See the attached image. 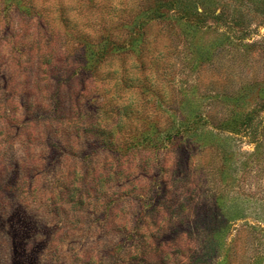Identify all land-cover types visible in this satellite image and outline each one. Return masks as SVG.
I'll return each instance as SVG.
<instances>
[{
  "label": "rangeland",
  "instance_id": "rangeland-1",
  "mask_svg": "<svg viewBox=\"0 0 264 264\" xmlns=\"http://www.w3.org/2000/svg\"><path fill=\"white\" fill-rule=\"evenodd\" d=\"M0 264H264V0H0Z\"/></svg>",
  "mask_w": 264,
  "mask_h": 264
}]
</instances>
